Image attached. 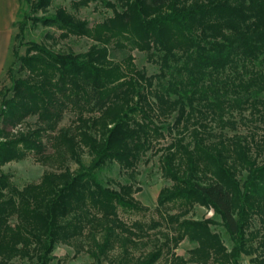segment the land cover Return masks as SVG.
Wrapping results in <instances>:
<instances>
[{"label":"trees","instance_id":"16d2710c","mask_svg":"<svg viewBox=\"0 0 264 264\" xmlns=\"http://www.w3.org/2000/svg\"><path fill=\"white\" fill-rule=\"evenodd\" d=\"M54 1L19 0L10 86L0 90V264H50L59 244L96 264H240L243 256L264 264V136L223 134L235 130L233 111L251 109L264 123V0H116L120 11L112 6L113 16L92 27L62 7L49 14ZM90 1L106 4L75 6ZM38 27L93 44L73 57L26 40ZM134 50L159 73L137 69ZM67 109L77 125L56 130ZM30 117L35 129L18 131ZM166 133L171 141L154 151L171 183L158 194L159 219L127 224L120 213L148 211L134 198L140 189L105 187L97 174L116 164L134 177ZM45 136L53 157L44 155ZM29 154L58 160L60 170L19 189L1 168ZM197 206L219 222L192 219ZM213 226L225 230L230 248ZM184 240L195 245L187 257L175 253Z\"/></svg>","mask_w":264,"mask_h":264},{"label":"rangeland","instance_id":"374dc122","mask_svg":"<svg viewBox=\"0 0 264 264\" xmlns=\"http://www.w3.org/2000/svg\"><path fill=\"white\" fill-rule=\"evenodd\" d=\"M105 3L98 1H90L88 5L75 6L80 0H56L49 8L48 13L52 14L54 11L62 7L69 13L73 14L80 20H85L88 22L89 27L95 24L101 23L107 18L113 16V8L116 7L117 11H120V7L116 3V0H105ZM19 0H15L13 4L12 14L5 23L0 22V90L4 87L10 86V81L7 76V70L10 67L13 60V46H14V36L16 34V29L14 27V22L16 20V14L18 11ZM50 33L53 39L46 40L44 38L45 34ZM58 32L53 29H43L38 27L36 29L29 30L27 33L26 40L36 41V42H47L50 44H55L54 48L56 50H63L67 52H72L73 57L85 53L88 51L89 47L93 44L91 40L86 38H76L70 37L66 40L58 39ZM24 52V49L21 51ZM134 58V64L139 70H144L147 76H153L159 73V67L156 63L152 62L146 53L134 50L131 52ZM122 54L118 51L115 53L116 61L122 59ZM264 100V94L262 95ZM262 111V107H259ZM257 114L252 115L251 109L244 111L243 113L238 111H233L231 119L235 122V130L226 128L223 130V134L227 137H232L238 135L241 137L249 138L251 135L254 136V140L258 141L264 136V123L255 117ZM175 116V115H174ZM226 119L230 118L225 116ZM257 118V119H256ZM174 121V117L170 120V124ZM76 113L71 109L64 111L61 120L58 123L57 129L73 128L76 123ZM212 133L219 134L220 129L215 126L214 123L210 122ZM36 118L30 117L22 125L17 126L18 131H27L28 129H35ZM14 132V130H11ZM73 131V130H72ZM74 132V131H73ZM252 137V136H251ZM48 136L44 137L43 143L45 146L44 155L53 157V150L49 145ZM171 141V136L166 133L164 139H160L155 148L148 151L139 163L136 174L134 177H130L128 174L122 172L118 165L111 164L106 168L98 172V179L105 187L117 188V184H133L135 188H139L140 191L134 195L135 200H137L144 208L148 211L139 214H122L120 217L127 223L130 224L136 220L148 224L151 220H158V215L155 212L157 206V197L160 190L164 187H168L171 183L164 179L161 173L160 167V154H154L156 148L165 147ZM81 161L84 165H88L90 162V157L84 151L81 154ZM71 171H74L77 167L74 162H67L66 164ZM59 161L50 160H37L34 154H29L25 159L20 162H12L1 168V172L8 174L11 178L13 185L19 189L31 183H38L45 172L54 171L58 172ZM246 174L243 173L239 175V179L243 181ZM174 212V211H173ZM194 220H201L204 218H211L216 222H219V218L213 214L212 211H207L201 207H195L193 215L191 216ZM253 229H258V222L253 223ZM214 232L218 233L227 248H230L231 242L229 236L225 230L220 226H213L211 228ZM163 232L164 229H157ZM155 231H150L153 234ZM195 247L194 244L184 240L179 247L175 250L178 256L187 257V252ZM151 250V245L147 248H139L134 252L136 256L139 253H143ZM117 250L114 251V254ZM263 251L259 250L257 254H262ZM263 256L261 255V258ZM254 256H243L241 258L240 264H253L251 260ZM166 259H169L166 257ZM21 264H30L28 261H22ZM50 264H96V262L88 256L87 253L80 251L76 252L74 247H68L66 245L59 244L55 247L53 252V260ZM102 264H107L103 262ZM159 264H168L165 259H162Z\"/></svg>","mask_w":264,"mask_h":264},{"label":"bare ground","instance_id":"6f19581e","mask_svg":"<svg viewBox=\"0 0 264 264\" xmlns=\"http://www.w3.org/2000/svg\"><path fill=\"white\" fill-rule=\"evenodd\" d=\"M15 0H0V22L5 23L12 14Z\"/></svg>","mask_w":264,"mask_h":264}]
</instances>
